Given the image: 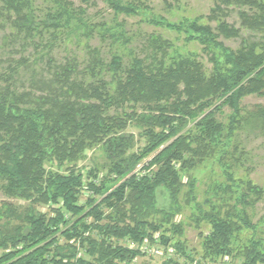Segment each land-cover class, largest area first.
I'll return each instance as SVG.
<instances>
[{"label": "trees", "instance_id": "trees-1", "mask_svg": "<svg viewBox=\"0 0 264 264\" xmlns=\"http://www.w3.org/2000/svg\"><path fill=\"white\" fill-rule=\"evenodd\" d=\"M98 1L112 11L109 21L87 16ZM78 2L0 0L8 38L34 52L0 73V189L30 203L11 214L19 222L0 240V264H124L139 252L120 240L153 241V234L188 257L176 239L185 207L195 227L209 228L204 258L264 264V213L253 222L247 212L264 200V188L236 175L247 160L239 133H264V105L241 106L247 96L264 98V39H241L237 48L222 41L240 37L227 21L230 6L244 29L264 33V0H214L208 15L175 21L141 0ZM120 15L197 42L200 52H182L158 33L130 32ZM95 37L99 45L91 46ZM62 45L82 48L83 58L55 62L52 52ZM29 67L39 93L16 86L18 68ZM129 128L142 140L137 149ZM88 150L100 152V163L78 167ZM210 160L225 181L209 185L199 201L198 173Z\"/></svg>", "mask_w": 264, "mask_h": 264}, {"label": "rangeland", "instance_id": "rangeland-1", "mask_svg": "<svg viewBox=\"0 0 264 264\" xmlns=\"http://www.w3.org/2000/svg\"><path fill=\"white\" fill-rule=\"evenodd\" d=\"M73 1L77 6L79 5L78 0ZM152 9L156 14H160L167 18L168 20L175 21L181 17H195L197 15H208L210 8L214 6V0H141ZM169 4L170 7H166ZM229 15L227 16V21L240 28V37L236 39H223L222 41L229 47L237 48L241 42V39H247L249 41H261L264 39V33L252 32L244 29L238 18V8L230 6ZM87 16L91 18L93 22L109 21L112 17V11L107 8V6L98 1L95 4H91L87 7ZM140 16H125L120 15L119 20H125L127 22V28L130 32L140 29L143 33H158L163 37L173 41L174 45L180 49V51L192 50L200 52L201 46L197 42L185 43L183 36L177 35L175 32L165 30L163 28H154L146 23H141L138 25V20ZM3 23V22H2ZM0 23V24H2ZM10 33V26L8 24L0 25V73L5 71L9 65H15L16 61L20 60L22 57H27L32 59L33 57V47L27 46V48H22L21 41L12 42L8 35ZM136 39L133 42V47L139 48L141 39ZM91 46L99 45L98 39L95 37L90 41ZM24 47V46H23ZM68 50H65L64 46L55 47L52 52L55 62L64 63L66 58L70 55H76L79 61L83 58L82 48L75 47L74 45H67ZM103 54L106 52V47H103ZM203 61L207 69L210 68L209 62L206 60L205 56L202 55ZM83 61H81L82 63ZM40 66V65H39ZM41 67V66H40ZM31 68H18L19 77L16 80V86L19 91L30 90L31 88L39 93L40 90L37 87H33L30 82ZM34 69V68H33ZM81 69V68H80ZM44 73L42 74L44 78L49 77V71L46 66H43ZM256 105H264V98L255 95L245 97L241 106L243 111H249L255 108ZM229 113L228 108H225L222 113L219 114L218 118L224 121L227 114ZM129 131L133 132L135 139H137L135 149L142 145V140L138 139L137 130L135 128H129ZM238 141L242 143V146L247 151L245 161V167H237L236 175L239 177H244L248 174V177L252 179L256 184L264 188V133L260 131L257 127H247L246 130L241 131L238 136ZM100 152L95 150L86 151V157L78 161V167H84L88 169L93 167L96 163H100ZM151 156V155H150ZM147 158V157H146ZM143 159L142 162L146 163L149 159ZM100 159V160H99ZM142 164L138 165L136 169L141 167ZM199 181L197 183L198 200L202 201L204 198V192L207 190L209 185L216 182L225 181L223 174L220 172L218 164L214 160H210L206 163V167L200 173H198ZM186 182V178H183ZM29 202L22 199L10 198L4 195L0 189V240L3 239V234L8 230H13V226L18 224V220L15 215H11L14 210L16 212H21L29 207ZM35 209L40 211H46L47 206L45 205H35ZM248 214L251 216L253 222L264 213V200L257 203L254 208H248ZM9 214V215H8ZM177 220L184 222V232L182 236H177V240L183 241L186 247V255L188 257L178 253L169 240L166 243L157 242V246L163 251V255H153L137 253L128 263L124 264H236L239 258H231L224 256L216 261L209 260L203 257V252L201 248V238L208 234L209 228L206 224L200 223L199 228L194 226L191 210L185 207L182 213L177 216ZM8 227V229H7ZM246 236L248 234L244 232ZM244 234V235H245ZM250 234V232H249ZM166 238H170V234L167 232L165 234ZM181 237V238H180ZM60 242H63V238L59 237ZM122 243V240H120ZM154 244V243H153ZM124 246V245H123ZM169 247H172L174 252L167 254ZM131 249V248H129ZM135 250V249H131ZM3 252V248L0 246V254ZM79 255L88 258L86 254L80 250ZM90 259V258H89Z\"/></svg>", "mask_w": 264, "mask_h": 264}, {"label": "built area", "instance_id": "built-area-1", "mask_svg": "<svg viewBox=\"0 0 264 264\" xmlns=\"http://www.w3.org/2000/svg\"><path fill=\"white\" fill-rule=\"evenodd\" d=\"M158 240H159L158 234H153V241H149L145 239L143 242L137 243L132 240H124L122 244L127 248L135 249L141 253L161 256L163 255V251L162 249H160L159 246H157ZM173 252H174L173 248L169 247L167 250V254Z\"/></svg>", "mask_w": 264, "mask_h": 264}]
</instances>
